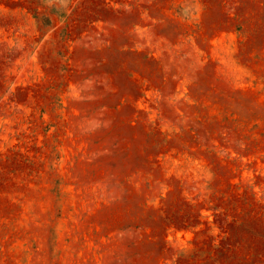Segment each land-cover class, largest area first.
<instances>
[{
  "label": "rangeland",
  "instance_id": "374dc122",
  "mask_svg": "<svg viewBox=\"0 0 264 264\" xmlns=\"http://www.w3.org/2000/svg\"><path fill=\"white\" fill-rule=\"evenodd\" d=\"M0 264H264V0H0Z\"/></svg>",
  "mask_w": 264,
  "mask_h": 264
}]
</instances>
